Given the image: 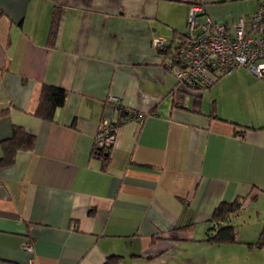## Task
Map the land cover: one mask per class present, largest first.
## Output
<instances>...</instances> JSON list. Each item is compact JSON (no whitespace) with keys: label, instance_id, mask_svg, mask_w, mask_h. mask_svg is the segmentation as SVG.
<instances>
[{"label":"crops","instance_id":"crops-1","mask_svg":"<svg viewBox=\"0 0 264 264\" xmlns=\"http://www.w3.org/2000/svg\"><path fill=\"white\" fill-rule=\"evenodd\" d=\"M193 6L232 32L264 0H0V142L35 135L0 168V264H264V77L179 85L165 48ZM43 85L67 93L51 122L33 115ZM118 108L144 119L117 124L103 169L91 151ZM236 199V242H205Z\"/></svg>","mask_w":264,"mask_h":264},{"label":"built area","instance_id":"built-area-1","mask_svg":"<svg viewBox=\"0 0 264 264\" xmlns=\"http://www.w3.org/2000/svg\"><path fill=\"white\" fill-rule=\"evenodd\" d=\"M199 11L198 6L191 8L183 43L168 57V69L178 84L190 89L209 87L239 68L247 69L256 78H263L264 8L254 12L248 21L239 18L232 32L225 25L213 24L210 20L198 27L195 19ZM155 44L161 47L163 42L155 40ZM143 119L144 116L133 114L125 122L140 125ZM117 131V124L102 122L95 136L96 146L111 148ZM23 248L32 251L29 243ZM30 264L35 263L31 260Z\"/></svg>","mask_w":264,"mask_h":264},{"label":"trees","instance_id":"trees-1","mask_svg":"<svg viewBox=\"0 0 264 264\" xmlns=\"http://www.w3.org/2000/svg\"><path fill=\"white\" fill-rule=\"evenodd\" d=\"M261 7L262 6H260L259 8ZM54 30L55 26L51 28L50 39L52 38V34L55 35ZM184 36H186V33L184 34ZM50 39L49 41L51 42ZM182 43L183 40L178 43L175 48L182 45ZM166 48L165 51L168 52L169 57L173 53L174 48ZM66 95L67 93L63 88L52 85H43L33 115L42 121H53L55 111L58 108L64 106ZM117 110L119 114V120L113 122V124H121L124 121L123 118H125L127 115H129L130 117L133 116L132 112L127 113L123 108H118ZM234 133L235 135L243 136L244 130L234 128ZM34 143V134L29 133L25 130V128L21 126L15 125L12 129L11 136L0 142V146L2 149V156L0 157V168L8 167L13 164L16 154L19 151H30L34 146ZM110 149L111 148L106 149L103 147H98L94 143L93 149L91 151V157L98 159L101 162V166L103 169L106 168L109 163ZM241 207L242 199H236L232 202H220L211 214V217L209 219L210 226L206 230L204 241L214 245H226L235 243L236 234L233 226L230 224V218L233 215L237 214ZM256 245H264V229ZM117 259L119 258L110 257L109 259H107L106 264L114 263L115 261H117Z\"/></svg>","mask_w":264,"mask_h":264},{"label":"rangeland","instance_id":"rangeland-1","mask_svg":"<svg viewBox=\"0 0 264 264\" xmlns=\"http://www.w3.org/2000/svg\"><path fill=\"white\" fill-rule=\"evenodd\" d=\"M186 88H188V87H186ZM188 89H190V88H188ZM198 89H201V88H198ZM141 115V114H140ZM143 116V115H142Z\"/></svg>","mask_w":264,"mask_h":264}]
</instances>
